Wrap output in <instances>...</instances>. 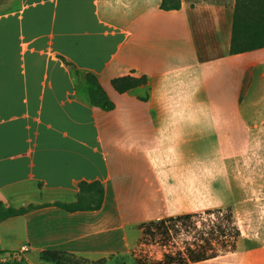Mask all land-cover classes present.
Instances as JSON below:
<instances>
[{"label":"crops","instance_id":"obj_1","mask_svg":"<svg viewBox=\"0 0 264 264\" xmlns=\"http://www.w3.org/2000/svg\"><path fill=\"white\" fill-rule=\"evenodd\" d=\"M163 1L11 0L0 15V203L48 205L0 223V263L59 251L137 264L141 226L189 214L180 137L264 119V49L231 53L236 0ZM89 74L113 111L91 104ZM130 75L149 82L118 93L112 81ZM95 182L102 209L52 206ZM248 244L191 264H264V242Z\"/></svg>","mask_w":264,"mask_h":264},{"label":"rangeland","instance_id":"obj_2","mask_svg":"<svg viewBox=\"0 0 264 264\" xmlns=\"http://www.w3.org/2000/svg\"><path fill=\"white\" fill-rule=\"evenodd\" d=\"M10 8L11 0H0V15ZM230 90L231 87L226 91ZM212 126L204 123L180 137V152L192 162L191 184L185 186L190 200L186 213L210 219L209 211L232 210L242 235L237 251H244L248 242H264V119L212 122ZM168 139L161 137L164 144H168ZM166 154L171 157L173 153L167 148ZM197 237L194 233L177 236L173 250L193 244ZM164 254L158 244L143 241L128 260L153 262ZM14 262L25 263L11 260L0 264ZM107 264L117 263L107 260Z\"/></svg>","mask_w":264,"mask_h":264},{"label":"trees","instance_id":"obj_3","mask_svg":"<svg viewBox=\"0 0 264 264\" xmlns=\"http://www.w3.org/2000/svg\"><path fill=\"white\" fill-rule=\"evenodd\" d=\"M181 7L182 0H164L161 6L165 11L180 10ZM262 49H264V0H236L231 45L232 55H241ZM87 79L90 84L89 97L91 104L107 112L113 111L115 104L103 90L98 79L92 74H89ZM148 82L146 76L130 75L113 80L112 85L118 93L125 94L147 85ZM104 201L105 189L100 182L82 183L76 202L56 203L52 206L71 213L98 211L102 209ZM44 207H48V205L5 209L3 204L0 203V223L9 218L24 216L31 211ZM207 213L210 219L199 214L189 213L141 226V243L143 241L154 242L164 249L165 254L158 261L137 260V264H191L235 253L242 235L232 210L227 212L215 210ZM184 233L186 235L198 234V237L193 244L188 243L184 248L177 247L173 250V247L176 246L177 236ZM41 259L51 264H107V260L92 262L59 251L43 252Z\"/></svg>","mask_w":264,"mask_h":264}]
</instances>
